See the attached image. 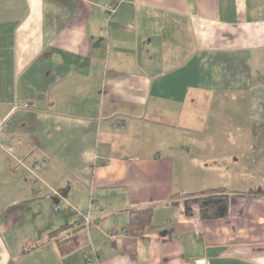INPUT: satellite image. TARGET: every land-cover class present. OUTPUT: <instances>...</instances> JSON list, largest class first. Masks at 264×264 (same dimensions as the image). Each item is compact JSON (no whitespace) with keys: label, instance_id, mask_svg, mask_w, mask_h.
<instances>
[{"label":"crops","instance_id":"crops-1","mask_svg":"<svg viewBox=\"0 0 264 264\" xmlns=\"http://www.w3.org/2000/svg\"><path fill=\"white\" fill-rule=\"evenodd\" d=\"M261 190L264 0H0V264H264Z\"/></svg>","mask_w":264,"mask_h":264},{"label":"trees","instance_id":"trees-1","mask_svg":"<svg viewBox=\"0 0 264 264\" xmlns=\"http://www.w3.org/2000/svg\"><path fill=\"white\" fill-rule=\"evenodd\" d=\"M254 196L264 195V190L251 192ZM226 189H207L198 194L174 195L171 204L184 205L185 214L192 217L195 209L202 220L214 221L224 219L229 215L230 200L232 198ZM155 208L150 206L142 209H134L129 212V226L132 234L142 235L146 230L154 227Z\"/></svg>","mask_w":264,"mask_h":264},{"label":"built area","instance_id":"built-area-1","mask_svg":"<svg viewBox=\"0 0 264 264\" xmlns=\"http://www.w3.org/2000/svg\"><path fill=\"white\" fill-rule=\"evenodd\" d=\"M66 205H68L67 202H64ZM53 210L56 213H59L61 211V207L59 204H54ZM78 214L81 216V218L78 220V222L75 225L76 229H89L93 223L89 213H83L81 211H78ZM131 234V230L129 228H121L118 226H115L112 230L109 231L108 236L115 238L118 236H128ZM194 264H211L208 259H198L194 262Z\"/></svg>","mask_w":264,"mask_h":264},{"label":"rangeland","instance_id":"rangeland-1","mask_svg":"<svg viewBox=\"0 0 264 264\" xmlns=\"http://www.w3.org/2000/svg\"><path fill=\"white\" fill-rule=\"evenodd\" d=\"M116 2H119V0H116ZM14 154H15V153H13V155H14ZM22 161H23V160H21V162H20L19 164H21V165L24 164ZM57 216L65 218V217H67V214H65V213H61V214H59V215H57ZM57 216H56V214H55V217H57ZM73 221H74V220H73ZM73 221H72V222H73Z\"/></svg>","mask_w":264,"mask_h":264}]
</instances>
